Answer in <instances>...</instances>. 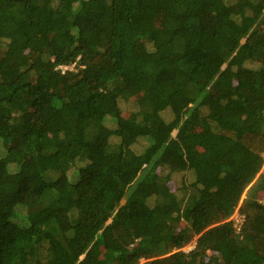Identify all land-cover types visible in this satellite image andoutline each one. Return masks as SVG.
Wrapping results in <instances>:
<instances>
[{
	"label": "trees",
	"instance_id": "obj_1",
	"mask_svg": "<svg viewBox=\"0 0 264 264\" xmlns=\"http://www.w3.org/2000/svg\"><path fill=\"white\" fill-rule=\"evenodd\" d=\"M263 167L264 0H0V264H264Z\"/></svg>",
	"mask_w": 264,
	"mask_h": 264
},
{
	"label": "rangeland",
	"instance_id": "obj_2",
	"mask_svg": "<svg viewBox=\"0 0 264 264\" xmlns=\"http://www.w3.org/2000/svg\"><path fill=\"white\" fill-rule=\"evenodd\" d=\"M68 67H64V69H67ZM70 68H74V65H72ZM261 172H264V167L262 168V170L260 171V173ZM259 173V174H260ZM174 178L171 180V181H169V184L171 185V187H172V189L174 188L173 186H174ZM122 202L124 203L125 202V199H123L122 200ZM238 210H239V208H237V209H235V211H234V213L232 214V218L233 217H237V216H239V214H238ZM244 218V217H243ZM197 236L192 240V242L193 243H191L190 245H189V249H192V248H194V246H195V241L197 240Z\"/></svg>",
	"mask_w": 264,
	"mask_h": 264
},
{
	"label": "clouds",
	"instance_id": "obj_3",
	"mask_svg": "<svg viewBox=\"0 0 264 264\" xmlns=\"http://www.w3.org/2000/svg\"><path fill=\"white\" fill-rule=\"evenodd\" d=\"M238 214H239V212H238ZM232 219H234L236 221V225L238 227V231H240L241 227H242V224H243V221H244L243 215L239 214V216L233 217Z\"/></svg>",
	"mask_w": 264,
	"mask_h": 264
}]
</instances>
